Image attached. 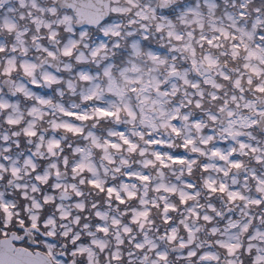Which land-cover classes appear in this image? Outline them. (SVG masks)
<instances>
[{
	"label": "snow or ice",
	"instance_id": "obj_1",
	"mask_svg": "<svg viewBox=\"0 0 264 264\" xmlns=\"http://www.w3.org/2000/svg\"><path fill=\"white\" fill-rule=\"evenodd\" d=\"M0 264H264V0H0Z\"/></svg>",
	"mask_w": 264,
	"mask_h": 264
}]
</instances>
